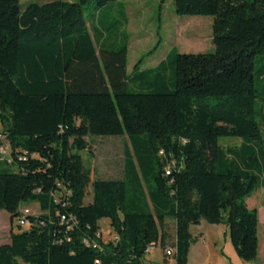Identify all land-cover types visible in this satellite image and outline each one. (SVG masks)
<instances>
[{
  "label": "trees",
  "instance_id": "obj_1",
  "mask_svg": "<svg viewBox=\"0 0 264 264\" xmlns=\"http://www.w3.org/2000/svg\"><path fill=\"white\" fill-rule=\"evenodd\" d=\"M116 1L21 11L19 0H0V133L9 150L0 157V211L18 229L0 245V264H143L148 246L167 247L165 220L174 222L173 264L186 263L189 227L202 221L225 224L237 257L254 263L258 216L247 200L264 188L255 118L264 0H174L176 15L213 18V53L173 48L129 74L124 37L107 48L102 22L84 20L89 6ZM120 136L129 143L123 178L91 180L79 155L89 151L85 138ZM223 139L240 144L224 149ZM28 202L39 214L20 226ZM101 219L114 239L102 240Z\"/></svg>",
  "mask_w": 264,
  "mask_h": 264
},
{
  "label": "rangeland",
  "instance_id": "obj_2",
  "mask_svg": "<svg viewBox=\"0 0 264 264\" xmlns=\"http://www.w3.org/2000/svg\"><path fill=\"white\" fill-rule=\"evenodd\" d=\"M54 0H19L20 10L30 3H43ZM74 2L75 0H63ZM121 12L124 15H121ZM124 19V26L119 22ZM95 19L102 22L107 29L105 46L117 48L119 36L122 44H127V73L139 63L141 70L156 66L173 48L179 54L213 53L212 21L210 16H180L174 12V0H120L111 3L107 8L95 11L89 6L84 11L87 24L95 23ZM96 24V23H95ZM255 69L258 73L264 70V59L257 62ZM262 73V72H261ZM256 87L261 97H264V81H256ZM130 91V89H128ZM255 118L261 126L264 140V100H258L255 105ZM89 151L79 152L83 163L91 169V180H121L123 178L124 149L129 146L126 136L120 137H86ZM239 139H223L220 146H239ZM9 167V166H7ZM90 187L87 190L84 204L91 202ZM248 207L255 209L258 214L256 228L257 250L261 234L264 232V188H258L247 200ZM27 210L31 215H38V206L34 202L22 203L20 211ZM0 211V245L9 242L11 233H16L17 219L10 223V218ZM103 241L115 238L108 219L98 222ZM25 229V227H21ZM198 229L206 232L202 240L197 234ZM163 230L166 235L165 246L174 243V222L165 220ZM259 232V237H258ZM189 234L192 242L189 246L185 264H264V258L259 253L254 263L241 261L229 239L228 228L225 224L210 225L204 221L199 225H191ZM264 234V233H263ZM204 241V243H203ZM160 246L154 248L150 255H144L143 264H162L165 260L173 264V258H166Z\"/></svg>",
  "mask_w": 264,
  "mask_h": 264
},
{
  "label": "built area",
  "instance_id": "obj_3",
  "mask_svg": "<svg viewBox=\"0 0 264 264\" xmlns=\"http://www.w3.org/2000/svg\"><path fill=\"white\" fill-rule=\"evenodd\" d=\"M0 157L2 159L6 158L9 159V150H8V145L4 142V139L0 133ZM21 219L19 221V225L20 226H25L27 223L26 217L30 216L31 214H29V212L27 210L21 212ZM62 220H64V218H62ZM99 236V235H98ZM157 246H159V244H152L150 246L147 247V249L145 250V255H150L151 252L154 250V248H156ZM163 253L164 256L166 258H171L174 254L173 248L172 247H166L163 249Z\"/></svg>",
  "mask_w": 264,
  "mask_h": 264
},
{
  "label": "crops",
  "instance_id": "obj_4",
  "mask_svg": "<svg viewBox=\"0 0 264 264\" xmlns=\"http://www.w3.org/2000/svg\"><path fill=\"white\" fill-rule=\"evenodd\" d=\"M38 206V205H37ZM38 211H39V208H38ZM257 212V211H256ZM8 217H9V215L7 214V213H5ZM257 216H258V214H257ZM264 233V232H263ZM259 234V232H258V237H259V235L261 236V238H260V241L258 242V255H259V253L263 256V258H264V234ZM197 234H198V236H199V239L200 240H202L203 239V237L205 236V234H206V232H202V230H200V229H198V231H197ZM8 243V242H7ZM203 243H204V241H203ZM168 247V246H167ZM163 251V250H162ZM257 259V258H256ZM162 261H164V260H162Z\"/></svg>",
  "mask_w": 264,
  "mask_h": 264
}]
</instances>
